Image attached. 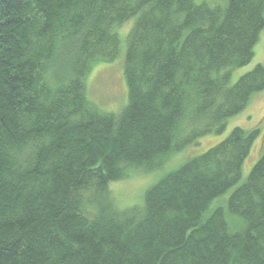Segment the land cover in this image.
<instances>
[{
	"label": "trees",
	"instance_id": "16d2710c",
	"mask_svg": "<svg viewBox=\"0 0 264 264\" xmlns=\"http://www.w3.org/2000/svg\"><path fill=\"white\" fill-rule=\"evenodd\" d=\"M263 29L264 0H0V264H264L260 125L156 181L264 90V64L230 82ZM122 53L105 112L84 77ZM156 171L117 204L111 183Z\"/></svg>",
	"mask_w": 264,
	"mask_h": 264
},
{
	"label": "rangeland",
	"instance_id": "374dc122",
	"mask_svg": "<svg viewBox=\"0 0 264 264\" xmlns=\"http://www.w3.org/2000/svg\"><path fill=\"white\" fill-rule=\"evenodd\" d=\"M196 3H201L210 0H194ZM128 25L121 28V35H125L128 30ZM122 41V40H121ZM257 64H264V29L259 35V39L253 48V56L250 62L239 68H234L231 74V83H234L238 77L251 70ZM85 92L90 101L95 103L100 109L105 112H117L125 104L127 100V88L123 77V53L109 62H93L84 77ZM260 125V133L253 143L250 153L246 158L242 167V179L247 176L251 167L257 160V153L260 144L264 141V90L255 95L246 109L228 119L226 128L221 134H210L199 138L190 148L182 150L178 153L168 155L166 163L157 172H152L143 175L141 172L129 176L121 182H113L110 184L111 195L115 198L118 205H123L122 208L136 204L135 201H143L145 190L167 171L178 167L188 158L199 155L206 151L209 147L215 145L222 140L234 126H240L243 129ZM153 181V182H151ZM151 182V183H148ZM147 183V184H146ZM231 190V189H230Z\"/></svg>",
	"mask_w": 264,
	"mask_h": 264
}]
</instances>
